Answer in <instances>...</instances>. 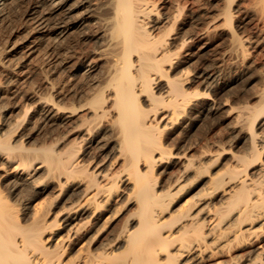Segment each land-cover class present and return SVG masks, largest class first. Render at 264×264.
Listing matches in <instances>:
<instances>
[{
    "label": "bare ground",
    "instance_id": "obj_1",
    "mask_svg": "<svg viewBox=\"0 0 264 264\" xmlns=\"http://www.w3.org/2000/svg\"><path fill=\"white\" fill-rule=\"evenodd\" d=\"M21 2L30 29L0 38V264H264V0H0V19ZM74 33L93 44L54 45ZM44 42L56 77L23 94Z\"/></svg>",
    "mask_w": 264,
    "mask_h": 264
},
{
    "label": "rangeland",
    "instance_id": "obj_2",
    "mask_svg": "<svg viewBox=\"0 0 264 264\" xmlns=\"http://www.w3.org/2000/svg\"><path fill=\"white\" fill-rule=\"evenodd\" d=\"M174 1V2H173ZM178 0H170V3H175V2H177ZM179 1H185V0H179ZM24 3V4H23ZM169 3V4H170ZM19 4H20V6H19ZM23 5V6H22ZM17 6V7H16ZM170 6V5H169ZM14 7V8H13ZM16 7V8H15ZM19 7V8H18ZM8 8H9V10H8ZM27 9V3L26 2H21V3H18V5L17 4H15V6L14 5H12V6H8L6 9H7V11H6V9L4 10V14H3V19L1 18L0 19V24L2 23V22H4V23H2L1 25H0V32H2V33H0V38H5V37H9V36H15L14 38H18V37H21V36H24L27 32L25 31V30H29L30 29V23L28 22V21H26L25 22V19L27 18L26 16H25V12H26V9ZM189 10L190 9H185L182 13H184V14H182L181 16L184 18H188V20H190V23H191V27L189 26V29L190 30H192V29H195L197 26H200L201 24H200V19L199 20H193L192 18H191V15L189 14ZM186 12V13H185ZM5 14H7V15H5ZM187 16V17H186ZM26 17V18H25ZM4 18H8L7 19V21H6V19H4ZM2 20V21H1ZM23 20H24V22H23ZM192 21H194V22H192ZM197 21V22H196ZM199 22V23H198ZM27 23H29V24H27ZM198 23V24H197ZM195 25V26H194ZM27 26V27H26ZM29 26V27H28ZM27 28V29H26ZM16 31V32H15ZM25 31V32H24ZM18 32V33H17ZM8 33V34H7ZM15 33V34H14ZM2 34V35H1ZM4 34V35H3ZM18 34H20V36L18 35ZM8 35V36H7ZM74 35V36H73ZM70 38H69V36L67 37V39H60V40H58V41H55V42H53L54 43V45L55 46H62V45H66V44H68L69 43V41L73 44V45H77V44H79V45H82L83 44V46H91L93 43L92 42H88V41H85V43H84V41L83 40H81L80 39V36H78V34L76 33H74ZM78 37H77V36ZM212 37H211V39H212V41L214 42V47L212 46V48L208 51V53H206L205 54V57L206 56H212L213 54H215L219 49H220V46H221V43H219V39L217 38V37H215L214 36V34H212L211 35ZM69 38V39H68ZM73 40H72V39ZM68 40V41H67ZM61 41H63L62 43H61ZM65 41H67V42H65ZM73 41H75V43H73ZM56 42L58 43V44H56ZM65 42V43H64ZM215 42H216V44H215ZM59 43H60V45H59ZM92 43V44H91ZM216 45V46H215ZM66 46H69V44L68 45H66ZM217 47V48H216ZM47 49H48V46H47V42H44V43H42L41 45H40V49L36 52V53H34L33 55H32V57H31V59H32V61L30 60V62H31V64H28V66L27 67H25V71L23 72V77H24V82H23V94L26 92H30V91H32V90H34V89H37L38 87H42V85H43V83H44V80H45V78H52V77H56V76H54V75H52L48 70V67H47V63L49 62L48 61V59H50V58H47L49 55H48V53H47ZM214 49V50H213ZM216 49H217V51H216ZM213 50V51H212ZM216 51V52H215ZM214 52V53H213ZM210 54V55H209ZM36 55H37V57H36ZM40 56V57H39ZM36 58V59H35ZM36 62V63H35ZM47 62V63H46ZM30 66V67H29ZM44 66V67H43ZM33 68V69H32ZM47 69V70H45L44 71V69ZM42 70V71H41ZM47 71L49 72V73H47ZM45 73V74H44ZM31 74V75H30ZM46 74H48V76L46 75ZM52 75V76H51ZM0 77H2L1 76V74H0ZM26 87V88H25ZM24 88H25V90H27V91H24ZM31 89V90H30ZM25 93V94H26ZM25 96L26 95H22V97H23V99L20 101L21 103H23V100H24V98H25ZM19 98V97H18ZM16 99V98H15ZM15 99L14 98H12V99H9L8 100V102H10V103H13L14 101H15ZM21 99V98H20ZM12 100H14V101H12ZM207 119H206V118ZM205 117H203L200 121H199V123H198V126H196V130H195V136H193L192 137V141L194 140V141H202L203 142V140L204 139H209V136L210 137H212L214 134V119L212 118V117H210L212 120L210 121V123H211V125H210V123H209V121H207V120H210V119H208L209 118V116H205ZM213 122V123H212ZM202 123V124H201ZM205 123V124H204ZM204 124V125H203ZM223 124V123H222ZM222 124H220V125H222ZM41 125V124H40ZM202 125V126H201ZM199 127V128H198ZM204 129H203V128ZM221 127H224V124L221 126ZM209 128H212V129H209ZM199 129V130H198ZM207 129V130H206ZM202 130H205V131H202ZM210 130V131H209ZM207 131V132H206ZM197 132V133H196ZM201 132H202V134H201ZM206 132V133H205ZM213 132V133H212ZM184 133V134H183ZM209 133H211L210 135H208ZM183 134V135H182ZM186 134V132H181V133H179L178 135L177 134H175L172 138H171V142H170V140H169V142L171 143V144H173V145H176L175 143H177L178 141V145L180 146L181 145V147H182V145L184 144V141H183V137L182 136H184ZM199 134V135H198ZM202 136H201V135ZM207 135V137H206V135ZM213 134V135H212ZM198 135V136H197ZM212 135V136H211ZM176 136V137H175ZM177 136H179V137H177ZM181 136V137H180ZM197 137H198V140H197ZM177 138V139H176ZM180 140H179V139ZM201 139H203V140H201ZM175 141V142H173V141ZM206 140H204V141H206ZM177 141V142H176ZM196 148H197V150H198V144L197 145H195V147L194 148H192L191 150H190V153H195V151H196ZM194 150V151H193ZM177 170V167H175V169H174V172ZM178 171V170H177ZM177 171L175 172V174L177 173Z\"/></svg>",
    "mask_w": 264,
    "mask_h": 264
}]
</instances>
